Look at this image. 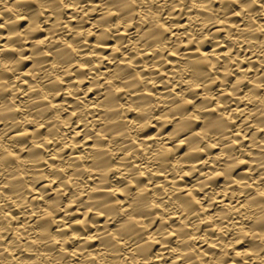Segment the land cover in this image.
<instances>
[{"label":"clouds","instance_id":"1","mask_svg":"<svg viewBox=\"0 0 264 264\" xmlns=\"http://www.w3.org/2000/svg\"><path fill=\"white\" fill-rule=\"evenodd\" d=\"M0 264H264V0H0Z\"/></svg>","mask_w":264,"mask_h":264}]
</instances>
